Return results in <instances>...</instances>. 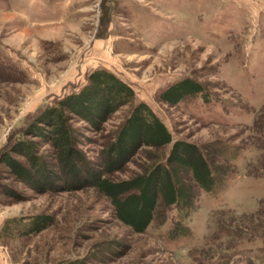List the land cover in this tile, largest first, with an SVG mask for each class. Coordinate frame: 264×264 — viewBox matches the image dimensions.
I'll return each mask as SVG.
<instances>
[{"label":"rangeland","instance_id":"rangeland-1","mask_svg":"<svg viewBox=\"0 0 264 264\" xmlns=\"http://www.w3.org/2000/svg\"><path fill=\"white\" fill-rule=\"evenodd\" d=\"M97 68L130 85L134 101L150 106L172 142L202 151L227 176L225 188L216 195L197 191L181 171L193 186L191 233L169 239L174 205L135 232L95 187L38 192L0 162V264H264L257 248L264 241L257 238L241 240L234 254L226 252L231 236L204 245L218 229L242 234L264 227V177L249 176L264 173V0H0V158L10 152L23 160L12 150L29 138L35 154L54 165L49 144L27 130ZM185 77L216 99L197 95L171 104L160 98ZM131 103L99 129L67 111L75 145L89 160L111 140ZM217 142L241 149L217 153ZM170 148L140 147L110 177L142 172ZM36 214L50 221L28 232Z\"/></svg>","mask_w":264,"mask_h":264},{"label":"trees","instance_id":"trees-1","mask_svg":"<svg viewBox=\"0 0 264 264\" xmlns=\"http://www.w3.org/2000/svg\"><path fill=\"white\" fill-rule=\"evenodd\" d=\"M197 95L204 102L216 99L201 82L189 77L169 84L160 98L174 104ZM128 102H132L131 106L112 131L111 140L100 148L94 159L89 160L75 145L76 138H73L67 111L86 122L89 128L99 129L112 113ZM48 110L44 118L42 115L28 128L27 134L39 136L44 143L49 144L55 164L51 165L41 155L35 154V141L29 138H23V144L12 150L21 154L23 160L11 157L10 152L3 153L0 158L14 178L38 192L93 186L107 197L115 218L135 232L145 231L151 221L162 217L165 207L174 205L176 219L167 230L168 238L174 239L190 235L186 222L193 213V186L181 180L180 172L189 173L197 191L216 195L225 188L227 176L222 175L223 172L193 144L181 139L172 142L170 131L150 106L144 101H134L130 85L105 68L93 70L79 91L57 100ZM169 143V153L163 159H154L142 172L121 179L110 177L140 147L160 148ZM214 149L217 153H225L241 148L217 142ZM249 176L264 177V173ZM158 205L161 208L158 209ZM35 220L27 224L28 232H39L50 221L43 214H36ZM10 223L13 222L7 224ZM16 226L24 228L23 224ZM228 229H218L215 235L207 237L204 245L213 242L216 237L231 236L234 240L226 245V252L234 254L241 240L250 242L257 238L264 241V227L242 234ZM257 248L259 251L264 250L259 246ZM80 260L73 264H89Z\"/></svg>","mask_w":264,"mask_h":264}]
</instances>
